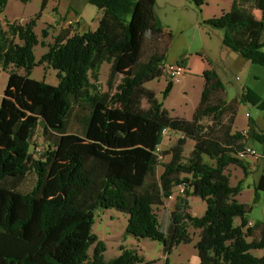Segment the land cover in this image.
Instances as JSON below:
<instances>
[{"label": "trees", "instance_id": "trees-1", "mask_svg": "<svg viewBox=\"0 0 264 264\" xmlns=\"http://www.w3.org/2000/svg\"><path fill=\"white\" fill-rule=\"evenodd\" d=\"M86 1L101 12L96 30L81 34L66 27L52 44L44 43L51 26L38 40L37 16L24 24L0 19V68L7 74L0 102V264H143L135 248L120 247L118 256L104 259L105 243L92 227L94 213L109 209L126 216L125 236L162 243L166 254L191 241V227L198 231L199 264H264V222L249 226L247 205L236 200L242 180L230 185L226 172L229 166L244 177L251 171L237 155L248 138L264 144V134L249 116L244 134L233 124L239 105L264 113V99L250 88L241 90L237 103L222 98L223 83L210 67L200 75L203 87L191 118L169 115L145 87L163 75L171 40L155 13L156 0ZM187 1L197 9L204 4ZM7 3L0 0V15ZM202 23L221 30L229 50L264 68V0H232L226 13ZM38 45L46 51L36 61ZM42 64L56 71V85L29 78ZM103 64L105 91L99 86ZM172 86L168 81L163 98ZM230 105L235 109L227 117ZM74 106L87 111L80 134L67 130ZM164 130L180 137L160 151ZM38 131L44 146L35 153ZM187 141L193 144L184 156ZM28 175L34 183L22 191ZM181 185L163 231L154 208ZM253 191L256 202L264 174ZM190 196L205 202L201 217L190 214ZM257 229L259 238H252ZM255 250L263 254L255 257Z\"/></svg>", "mask_w": 264, "mask_h": 264}, {"label": "rangeland", "instance_id": "rangeland-1", "mask_svg": "<svg viewBox=\"0 0 264 264\" xmlns=\"http://www.w3.org/2000/svg\"><path fill=\"white\" fill-rule=\"evenodd\" d=\"M232 3V0H204V4L197 9L187 0H156L155 13L164 28L171 34V40L166 51L164 67L175 66L183 63L188 69L187 72L179 77L177 81H172L173 86L163 98V91L171 81L165 73L151 82L145 84V87L152 90L163 108L169 115L190 119L196 108L200 93L203 87V79L194 74L200 63L206 68H213L218 74L224 86L222 98L233 100L237 103L241 90L250 88L264 99V68L252 65L244 60L235 52L229 50L222 44L223 33L221 30L211 28L202 22L211 17H219L226 13ZM99 11L96 7L87 3L86 0H47L42 8V0H30L22 4L16 0H8L5 11L0 15L2 20L14 18L21 24L37 16L34 32L39 41H41V29L51 26L49 36L44 40L46 44H52V37L57 35L60 29L65 28L69 21L73 23L72 29L75 31L81 28V34L96 30L98 26ZM13 21V20H10ZM59 25V27H57ZM145 50H147L145 48ZM264 52V45L261 49ZM46 51V48L40 45L33 48V54L36 61ZM207 61H210V65ZM207 68V69H208ZM22 74V70H17ZM108 65L103 64L100 69L99 86L102 91L106 90V79ZM56 71L47 67L45 64L37 65L31 71L29 78L44 81L47 84L56 85ZM7 74L0 68V102L3 91L6 86ZM235 109L230 105L226 110L227 117ZM87 111L80 106H74L68 121L67 130L69 133L80 134L82 130V119ZM250 117L255 123V131L264 134V113L259 109L246 104L239 105L237 108L236 119L233 124V130L246 131L247 117ZM166 136V137H165ZM163 137L159 150L169 149L176 141L177 134L167 132ZM248 146H251L258 156V161L248 156L247 162L251 164V171L244 177L240 169L229 166L226 172L229 174L230 185H235L242 180V190L236 197L239 203L247 205V219L251 224H260L264 222V193L259 192L258 200L253 202V187L259 176L264 174V144L257 140L247 139ZM36 147L32 146V151L38 153L43 149L44 144L38 131L34 137ZM192 142L187 141L184 147V156H187L192 148ZM168 156L161 161L166 162ZM258 162V163H256ZM157 174L161 172L158 166ZM34 183L33 175H28L20 184L22 191L31 189ZM174 189L172 198L165 201L163 207L154 208V213L159 222L160 228L166 230L169 223V214L174 204V196L177 193ZM189 212L192 216L201 217L206 204L198 197L190 196ZM234 225L239 224V219H234ZM249 224V226H251ZM126 226V216L114 210H97L94 213L93 232L98 239L104 241L106 251L104 259L110 260L120 254V247L135 248L140 256L143 257V264H199V258L195 244L198 241V231L191 227L187 232L191 238L188 243L181 242L173 247L169 254L164 253L163 244L148 239H133L124 235ZM252 238H259V230H254ZM251 238H247L250 241ZM255 257H260L263 251L255 250L250 252Z\"/></svg>", "mask_w": 264, "mask_h": 264}, {"label": "built area", "instance_id": "built-area-1", "mask_svg": "<svg viewBox=\"0 0 264 264\" xmlns=\"http://www.w3.org/2000/svg\"><path fill=\"white\" fill-rule=\"evenodd\" d=\"M73 26V23L71 21H69L67 24H65V28L66 27H71L72 28ZM162 69H163V72L166 74V76L171 80V81H177L179 79V77H181L182 75H184L187 71H186V68L182 67V66H178V65H175V66H171V65H168V66H165L164 65L162 66ZM168 132V130H164L163 131V137L166 135V133ZM243 134L245 132H242ZM246 156H252L255 160H258L259 156L256 154V152L253 150L252 147L250 146H246L244 151L240 152L238 155H237V158L238 159H244ZM177 193L176 195L174 196V199L177 195H182L183 192H184V186H179L177 187ZM174 195V193L172 194V196ZM172 196L169 197L172 198Z\"/></svg>", "mask_w": 264, "mask_h": 264}, {"label": "crops", "instance_id": "crops-1", "mask_svg": "<svg viewBox=\"0 0 264 264\" xmlns=\"http://www.w3.org/2000/svg\"><path fill=\"white\" fill-rule=\"evenodd\" d=\"M8 4V3H7ZM5 11V10H4ZM100 15H101V12H99V15H98V20H99V17H100ZM157 15V14H156ZM158 17V16H157ZM1 19V18H0ZM7 20H16V19H14V18H10V19H8L7 18ZM18 22V21H17ZM57 27H59V25H57ZM81 28H77L75 31L76 32H78V33H81ZM188 68V67H187ZM186 68V70H188ZM208 68V67H207ZM206 68V66H204V64L203 63H200V66H199V68H198V70L194 73V74H196V75H198V76H200L201 75V73L204 71V70H206L207 69ZM235 125V124H234ZM246 130H247V123H246ZM244 132H246V131H244ZM166 137V136H165ZM177 137H180V135L179 134H177ZM247 143V146L249 145L248 144V142H246ZM251 147V146H250ZM251 157V156H250ZM260 158H261V156H259ZM247 158H248V156H246L245 158H244V160L247 162ZM254 159V158H253ZM256 161H258V160H256ZM259 162V161H258ZM258 162H256V163H258ZM249 163V162H248ZM249 165H250V168H251V164L249 163ZM236 168L237 169H239L238 167H235V169L234 170H236ZM251 170V169H250ZM249 224H251V222L249 221Z\"/></svg>", "mask_w": 264, "mask_h": 264}]
</instances>
